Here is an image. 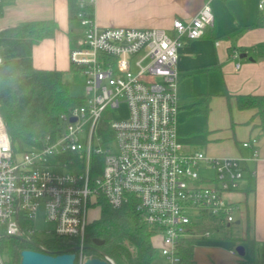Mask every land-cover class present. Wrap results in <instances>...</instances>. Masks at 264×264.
<instances>
[{
	"label": "built area",
	"instance_id": "1",
	"mask_svg": "<svg viewBox=\"0 0 264 264\" xmlns=\"http://www.w3.org/2000/svg\"><path fill=\"white\" fill-rule=\"evenodd\" d=\"M212 2L204 0L191 20L174 19L171 35L157 27H101L94 12L90 16L85 9L94 7L95 0H78L77 20L83 33L78 46L71 48L70 61L81 68L85 101L63 117L60 132L48 134L44 146L24 151L14 149L0 114V235L33 242L34 233H55L69 241L75 263L99 257L114 264L104 253L93 256L85 251L87 227L93 221L88 213L92 207L100 209L99 195L116 209L135 201L153 230L151 240L161 237L159 250L170 264L180 261L182 239L214 234L204 226L205 215L232 227L241 205L226 194L239 189L246 158L190 149L177 125L178 50L186 39H199L214 25ZM257 4L264 14V0ZM230 55L237 58L239 52ZM123 103L127 117L109 119V110ZM105 121L113 133L107 138L100 130ZM256 144L255 138L243 142L253 149V158ZM68 153L78 155L79 163L66 158ZM93 155L102 160V171L94 180ZM82 163L83 170H77ZM39 216L52 227L37 230ZM24 220L30 224L23 226ZM37 247L48 252L43 244Z\"/></svg>",
	"mask_w": 264,
	"mask_h": 264
},
{
	"label": "crops",
	"instance_id": "2",
	"mask_svg": "<svg viewBox=\"0 0 264 264\" xmlns=\"http://www.w3.org/2000/svg\"><path fill=\"white\" fill-rule=\"evenodd\" d=\"M203 2L95 0L94 18L101 27H157L174 35V19L191 20ZM257 5V0H213L214 25L201 38L186 39L178 50L179 114L187 103L191 111L206 117V140L198 147L185 144L211 156L246 158L245 177L239 189L226 194L241 205L236 222L227 229L226 237L224 232H217L223 233L220 238L215 235L197 239L191 264H264L256 262L257 252L264 245V132L256 109H241L237 104L238 95H264V14ZM3 9L0 30L22 21L55 20L58 29L53 38L33 46V64L69 72L70 32L80 28L70 20L68 0H10ZM256 21L259 24L253 25ZM233 50L239 52V57H231ZM253 138L257 139L256 158L252 148L243 146L244 141ZM152 242L159 249L162 239L157 236ZM233 242L245 247L244 255L238 253ZM250 242L253 254L248 250ZM151 264L170 262L160 254Z\"/></svg>",
	"mask_w": 264,
	"mask_h": 264
},
{
	"label": "trees",
	"instance_id": "3",
	"mask_svg": "<svg viewBox=\"0 0 264 264\" xmlns=\"http://www.w3.org/2000/svg\"><path fill=\"white\" fill-rule=\"evenodd\" d=\"M4 5L0 4V17L3 15ZM68 9L70 20L78 22V0H68ZM85 9L93 16V6H87ZM255 24L259 23L256 21L253 25ZM57 29V22L47 19L22 21L0 30V55L3 59L0 64V114L17 151L44 146L48 134L60 132L64 124L63 117L85 101L82 95L71 93V82L67 76L68 73H80V67L71 64L67 72L41 69L33 64V46L45 38H53ZM82 33V27L77 31L72 29V47L78 46L77 36L81 37ZM237 104L241 109H256L259 125L264 132V95H238ZM100 130L106 133V138L113 134L106 121ZM66 156L68 159L78 160V155L74 153H68ZM77 162L79 163V160ZM70 168L76 170L77 167L71 165ZM77 170H83V163ZM101 171V157L93 155L91 179L94 180ZM98 204L100 215L89 223L86 231L87 254L100 256L99 253H104L112 258L114 264H151L160 256V250L152 244L153 230L136 210L135 201H129L116 209L105 197L99 195ZM205 217L208 222L204 223V226L210 227L214 233H227L226 225L217 222L215 216L208 214ZM28 224L29 220L22 222L23 226ZM32 238L33 242H28L21 238L0 235V257L3 264H20L21 251L36 250L38 244L45 245L53 255L70 249L69 241L55 233L45 236L34 233ZM95 238L104 240L102 245L97 246L98 250L91 248L95 245ZM196 243L197 239L194 237L180 241L178 264H191ZM248 248L253 254V243L250 242Z\"/></svg>",
	"mask_w": 264,
	"mask_h": 264
},
{
	"label": "rangeland",
	"instance_id": "4",
	"mask_svg": "<svg viewBox=\"0 0 264 264\" xmlns=\"http://www.w3.org/2000/svg\"><path fill=\"white\" fill-rule=\"evenodd\" d=\"M78 29L81 28L79 23L77 22ZM68 79L71 82L70 91L74 95H83L84 94V77L81 73H68ZM178 92H180V85H178ZM184 102H187L186 98L182 99ZM109 119H124L128 115V109L125 103H123L118 108H111L109 110ZM206 117L205 115H201L199 113H194L190 110L188 107V104L185 103L184 109L180 112L178 116V132L183 137V141L186 143H191L192 145L198 147L201 146V143H203L206 140V134L203 132V129L205 127ZM89 219L94 220L99 217L100 215V209L98 206L92 207L89 210ZM35 227L40 232H43L46 229H50L52 227V224L45 222L41 216H39L36 219ZM204 231V230H203ZM223 233H216L213 234L212 237L220 238ZM210 237V238H212ZM233 245H236V242H233ZM237 246V245H236ZM235 246V247H236ZM261 248L257 252V258L256 262L258 260H261V262L264 261V245L261 244ZM259 255H261L259 257ZM159 262V260H158Z\"/></svg>",
	"mask_w": 264,
	"mask_h": 264
},
{
	"label": "water",
	"instance_id": "5",
	"mask_svg": "<svg viewBox=\"0 0 264 264\" xmlns=\"http://www.w3.org/2000/svg\"><path fill=\"white\" fill-rule=\"evenodd\" d=\"M245 55V53H243ZM75 117H71V121H75ZM94 246L91 248L98 250L97 246H100L104 243V240L95 238L93 240ZM236 250L240 255L245 254V247L239 245L236 247ZM21 263L20 264H75L76 253L72 248L68 249L67 252L53 255L49 252L39 251L35 249H24L21 251ZM84 264H111L106 261L104 258L99 257H88Z\"/></svg>",
	"mask_w": 264,
	"mask_h": 264
}]
</instances>
